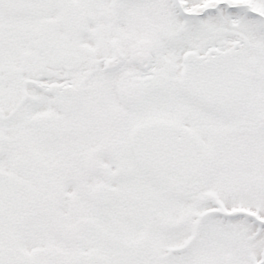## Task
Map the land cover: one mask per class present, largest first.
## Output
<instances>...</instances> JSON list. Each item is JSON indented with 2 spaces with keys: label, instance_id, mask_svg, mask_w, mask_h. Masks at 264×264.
Segmentation results:
<instances>
[{
  "label": "snow or ice",
  "instance_id": "snow-or-ice-1",
  "mask_svg": "<svg viewBox=\"0 0 264 264\" xmlns=\"http://www.w3.org/2000/svg\"><path fill=\"white\" fill-rule=\"evenodd\" d=\"M0 264H264V0H0Z\"/></svg>",
  "mask_w": 264,
  "mask_h": 264
}]
</instances>
